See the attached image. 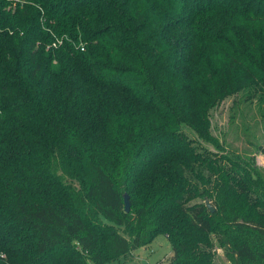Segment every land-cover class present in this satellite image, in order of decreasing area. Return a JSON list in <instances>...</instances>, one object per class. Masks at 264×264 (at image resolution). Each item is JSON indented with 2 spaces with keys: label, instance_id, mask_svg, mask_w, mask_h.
Returning a JSON list of instances; mask_svg holds the SVG:
<instances>
[{
  "label": "trees",
  "instance_id": "16d2710c",
  "mask_svg": "<svg viewBox=\"0 0 264 264\" xmlns=\"http://www.w3.org/2000/svg\"><path fill=\"white\" fill-rule=\"evenodd\" d=\"M247 86L264 0H0V264H264V175L200 144Z\"/></svg>",
  "mask_w": 264,
  "mask_h": 264
},
{
  "label": "rangeland",
  "instance_id": "374dc122",
  "mask_svg": "<svg viewBox=\"0 0 264 264\" xmlns=\"http://www.w3.org/2000/svg\"><path fill=\"white\" fill-rule=\"evenodd\" d=\"M190 137L195 134L187 130ZM210 133L216 144L205 141L200 144L217 155L229 153L240 161L249 162L264 175V88L247 86L224 97L219 104L210 110ZM220 144L222 149L217 148ZM221 163V159L217 158ZM262 190H254L251 194H261ZM196 201H201L196 198ZM204 201V200H203ZM261 209V208H260ZM213 259L212 264H232L223 247L217 242V234L210 235ZM171 254V247L164 234H158L146 246L133 249L130 254L120 257L108 264H162Z\"/></svg>",
  "mask_w": 264,
  "mask_h": 264
},
{
  "label": "water",
  "instance_id": "95a60500",
  "mask_svg": "<svg viewBox=\"0 0 264 264\" xmlns=\"http://www.w3.org/2000/svg\"><path fill=\"white\" fill-rule=\"evenodd\" d=\"M123 201H124V209H125V211H129L130 203H129V200H128V195L126 193L123 194ZM205 203L208 206L209 210L213 211V207L210 205V202L206 201Z\"/></svg>",
  "mask_w": 264,
  "mask_h": 264
}]
</instances>
